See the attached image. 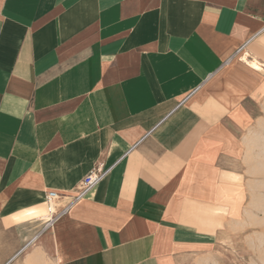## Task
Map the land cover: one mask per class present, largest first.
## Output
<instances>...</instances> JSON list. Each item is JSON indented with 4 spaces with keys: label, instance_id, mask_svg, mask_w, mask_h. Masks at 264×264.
I'll return each instance as SVG.
<instances>
[{
    "label": "crops",
    "instance_id": "crops-1",
    "mask_svg": "<svg viewBox=\"0 0 264 264\" xmlns=\"http://www.w3.org/2000/svg\"><path fill=\"white\" fill-rule=\"evenodd\" d=\"M261 189L264 0H0V264L250 263Z\"/></svg>",
    "mask_w": 264,
    "mask_h": 264
},
{
    "label": "built area",
    "instance_id": "built-area-1",
    "mask_svg": "<svg viewBox=\"0 0 264 264\" xmlns=\"http://www.w3.org/2000/svg\"><path fill=\"white\" fill-rule=\"evenodd\" d=\"M111 168H103L98 166L93 168L88 174H86L81 182L78 184L75 193L68 198V203L57 209V203L61 198V195L57 192L50 191L46 194V221L43 225L42 231L50 228L53 221L63 213H65L74 203L83 199L89 192L97 187L109 174Z\"/></svg>",
    "mask_w": 264,
    "mask_h": 264
},
{
    "label": "rangeland",
    "instance_id": "rangeland-1",
    "mask_svg": "<svg viewBox=\"0 0 264 264\" xmlns=\"http://www.w3.org/2000/svg\"><path fill=\"white\" fill-rule=\"evenodd\" d=\"M259 191L257 194L258 197L260 196ZM261 193L264 195V189H261ZM242 207L244 208L245 206ZM251 208L250 219H247L245 222L241 220L236 224V228L251 229V261L250 263L246 262V264H264V203L261 205H252ZM259 234H262V236H259Z\"/></svg>",
    "mask_w": 264,
    "mask_h": 264
},
{
    "label": "bare ground",
    "instance_id": "bare-ground-1",
    "mask_svg": "<svg viewBox=\"0 0 264 264\" xmlns=\"http://www.w3.org/2000/svg\"><path fill=\"white\" fill-rule=\"evenodd\" d=\"M246 63V62H245ZM249 64V63H248ZM254 68H257L258 66H257V64L256 63H252L251 64ZM259 69V68H258ZM27 258V257H26ZM27 261V260H26Z\"/></svg>",
    "mask_w": 264,
    "mask_h": 264
}]
</instances>
